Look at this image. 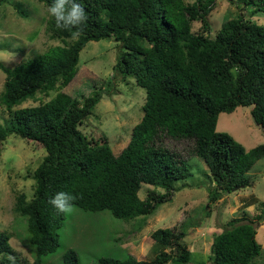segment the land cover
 <instances>
[{
  "label": "trees",
  "instance_id": "obj_1",
  "mask_svg": "<svg viewBox=\"0 0 264 264\" xmlns=\"http://www.w3.org/2000/svg\"><path fill=\"white\" fill-rule=\"evenodd\" d=\"M10 0H0V5ZM47 9L52 0H36ZM252 7V14L222 23L211 37L207 16L214 0H81L87 15L79 36L58 29L49 16L45 31L61 46L7 68L0 107L8 114L0 127V148L11 136L23 140L44 156L33 171L29 201L16 198L14 211L25 223L31 264L60 247L59 232L65 213L50 200L58 192L73 197L72 207L85 212L108 211L123 222L147 217L170 202L176 184L192 177L191 166L161 145L164 138L193 143L192 154L209 175L208 201L217 203L234 190L250 187L245 177L264 159V145L250 150L224 133L216 132L220 114L249 108L254 125L264 131V0H226ZM24 16V14L20 13ZM193 23L199 24L194 32ZM112 40L116 60L110 83L93 88L78 101L61 92L76 76L79 54L89 42ZM131 80L145 91L142 116L131 129L126 146L115 156L107 138L92 129L81 131L103 96H111L113 81ZM47 101L36 98L42 94ZM27 101L35 106L21 107ZM142 187L145 196L140 198ZM245 213L223 224L210 246V264H254L261 246L257 229L264 220ZM206 211V210H204ZM183 229H157L151 239L161 250L149 261L133 256L98 259V264H187L190 253ZM11 235L0 233V264H25L10 245ZM62 264H79L68 249Z\"/></svg>",
  "mask_w": 264,
  "mask_h": 264
},
{
  "label": "rangeland",
  "instance_id": "obj_2",
  "mask_svg": "<svg viewBox=\"0 0 264 264\" xmlns=\"http://www.w3.org/2000/svg\"><path fill=\"white\" fill-rule=\"evenodd\" d=\"M183 1L189 5L196 0ZM239 14L248 17L252 14V7L214 0L207 16L209 35L213 37L222 23ZM48 18V9L36 0H10L0 5V63L4 67L11 68L42 54L49 47L62 45L48 38L45 31ZM252 19L264 23L262 14L256 13ZM192 30L198 32L199 24L193 23ZM115 47L112 40L89 42L79 54L76 76L61 92L80 101L93 88L103 89L112 80ZM3 81L4 75L0 72V94ZM112 83L111 96L102 97L81 131L88 136L95 128L97 134L107 138L113 154L117 156L128 143L132 127L141 119L145 91L131 80ZM55 94L51 92L48 98L37 94L36 98L44 102ZM38 103L27 101L21 107ZM7 122L8 114L0 107V127L5 128ZM216 132L227 134L246 150L264 145V131L254 125L249 108L239 107L231 114H220ZM161 145L188 161L192 172L191 178L176 184L180 189L170 202L147 217L129 222L113 218L108 211L92 213L72 207L70 213H65L64 226L59 232L60 247L56 253L43 257V262L62 264V256L68 249L77 253L79 264H98V259L102 257L121 259L126 255L139 261H149L161 250L160 245L151 239L154 231L183 229L190 253L187 264H210L211 242L221 232L223 224L243 213L248 218L260 214V204L264 203V159L246 173L245 177L252 183L250 187L224 195L205 209L209 175L204 164L192 154L193 143L164 138ZM43 156V151L35 150L32 145L13 136L0 148V233L11 235L9 243L25 264H31L34 249L26 241L25 223L14 208L19 195L23 194L26 201L31 199L32 174ZM145 190L142 187L140 198H144ZM255 239L261 251L254 264H264V220L257 229Z\"/></svg>",
  "mask_w": 264,
  "mask_h": 264
},
{
  "label": "clouds",
  "instance_id": "obj_3",
  "mask_svg": "<svg viewBox=\"0 0 264 264\" xmlns=\"http://www.w3.org/2000/svg\"><path fill=\"white\" fill-rule=\"evenodd\" d=\"M49 16L54 20L58 29L71 30L73 36H79L83 24L87 21V15L81 0H52L48 7ZM73 200L65 192H58L49 201L58 213H70Z\"/></svg>",
  "mask_w": 264,
  "mask_h": 264
},
{
  "label": "water",
  "instance_id": "obj_4",
  "mask_svg": "<svg viewBox=\"0 0 264 264\" xmlns=\"http://www.w3.org/2000/svg\"><path fill=\"white\" fill-rule=\"evenodd\" d=\"M235 191V190H234Z\"/></svg>",
  "mask_w": 264,
  "mask_h": 264
}]
</instances>
